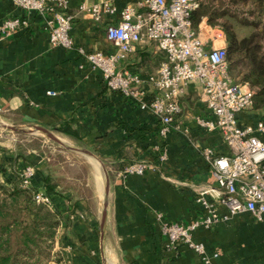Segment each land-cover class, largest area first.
Masks as SVG:
<instances>
[{"label":"crops","instance_id":"obj_1","mask_svg":"<svg viewBox=\"0 0 264 264\" xmlns=\"http://www.w3.org/2000/svg\"><path fill=\"white\" fill-rule=\"evenodd\" d=\"M83 1L90 5L100 0H69L72 46L64 48L50 45L44 16L0 0V24L11 16L29 19L14 35L0 36V117L55 131L72 146L65 149L45 141L34 146L32 139L21 146H0V185L22 186L23 171L33 168L27 187L50 198L48 209L57 221L53 246L66 253L68 264H203L188 247L167 246L159 223L188 224L203 214L195 196L199 186L212 184L213 178L200 147L216 154H227L229 148L218 130L197 124V116H214L200 102L195 82L180 97L182 111L176 120L183 128L171 129L165 138L150 110L106 89L101 72L78 48L114 52L104 28L118 17L108 15L97 23L79 10ZM109 1L120 9L138 0ZM164 58L154 41L142 40L118 68L146 78L157 73ZM260 115L264 112L251 109L238 113L237 119L245 126ZM259 138L264 142V134ZM76 144L97 159L84 156ZM163 151L166 156L160 160ZM139 160L154 163L156 169L126 174V167ZM213 203L220 215L227 214L224 205ZM194 239L209 254L217 253L213 264H264V218L257 221L249 212L199 228Z\"/></svg>","mask_w":264,"mask_h":264},{"label":"built area","instance_id":"obj_2","mask_svg":"<svg viewBox=\"0 0 264 264\" xmlns=\"http://www.w3.org/2000/svg\"><path fill=\"white\" fill-rule=\"evenodd\" d=\"M10 1L25 11L45 17L52 47L72 46L70 30L74 15L68 12L69 0ZM201 3L202 0H138L117 9L109 0L90 5L83 1L79 10L88 13L97 23L108 15L118 17L107 21L104 28L105 37L115 46V51L104 54L79 47L78 52L93 69L101 72L107 90L119 92L137 102L141 109L150 110L160 122L159 133L164 138L171 129L183 128L176 120L182 111L180 97L190 83L199 85V100L214 119L197 116L196 122L209 131L218 130L229 153L216 154L210 147H200L213 178L212 184L200 185L195 196L203 214L188 224L160 219L159 231L170 248L184 245L198 254L203 264H213L212 258L217 253L209 254L205 245L194 239L197 229L212 228L243 212H249L257 221L264 218V142L259 138L264 134V115L253 124H239L237 114L253 109L255 90L247 82L233 79L227 48L216 44L224 40L218 34L221 32L212 33L218 26L204 25L206 31L202 30L204 18L193 25L192 13ZM28 25L26 16L5 18L0 24V36H12ZM142 40L154 41L165 56L157 73L146 78L118 68V63ZM148 95L150 99L146 101ZM165 154L163 151L159 155L160 160ZM155 169L154 163L139 160L129 164L125 173L143 174ZM32 173L33 168L26 167L21 175L22 186H28ZM33 198L37 204L51 206L46 194L36 192ZM215 200L227 208V214L218 213Z\"/></svg>","mask_w":264,"mask_h":264},{"label":"trees","instance_id":"obj_3","mask_svg":"<svg viewBox=\"0 0 264 264\" xmlns=\"http://www.w3.org/2000/svg\"><path fill=\"white\" fill-rule=\"evenodd\" d=\"M257 4L264 10V0H257ZM201 15V7L193 11L191 16L193 25L198 24ZM249 26L256 29L258 25ZM227 35V61L235 62L234 53L238 48L245 50L247 68L241 79L255 88L253 109L263 107L264 79L260 69L262 67L253 59L254 50L248 48L249 38L238 39L232 30H228ZM250 50L252 56H248ZM148 98L150 99V96L145 97L146 101H149ZM29 188L21 186L7 188L0 185V264H41L35 252L41 248H51L53 245L55 236L53 227L57 224L55 216L46 205L35 202L33 195L37 191ZM2 190L7 194H2Z\"/></svg>","mask_w":264,"mask_h":264},{"label":"rangeland","instance_id":"obj_4","mask_svg":"<svg viewBox=\"0 0 264 264\" xmlns=\"http://www.w3.org/2000/svg\"><path fill=\"white\" fill-rule=\"evenodd\" d=\"M200 7L202 9V15L199 21L204 18L202 30L206 31L204 25H210L211 27L218 26V29H213L212 33H215L218 30L221 32L218 34L221 35L224 40L217 41L216 44L218 46L224 45L228 49V30H232L238 39H242L244 37L249 38L248 48L254 50L253 59L256 61V63H258V65L262 67L260 69L262 70L264 79V10H261V6L258 7L257 0H202ZM199 21L197 23H199ZM254 24L258 25L256 29H253L249 26ZM205 35H207V33H205ZM244 52L245 50L238 48V51L234 53L235 62L233 63L235 64L228 61L229 70L233 76V79L236 82L242 83L247 82L246 80L242 81L241 79L243 72L247 68V59L245 60ZM251 52L252 51L250 50L248 56H252ZM253 89L255 90V88ZM254 109H259L260 112H264V106ZM2 122L14 124L12 121L3 118V116L0 117V146L2 148H8L9 143L12 146H21L22 143H27L28 141L26 140L30 139L33 140L32 143L34 146L40 145L42 141L54 146L60 145L59 143L52 141L43 135L25 134L22 132H15L5 129L2 126ZM52 133L54 136L62 140L65 139L64 136L58 134L57 132L55 133V131ZM60 146L63 147V145ZM83 155L86 156L85 154ZM21 187L26 188L24 186ZM2 194L7 193L2 190ZM35 255L39 258L41 264H68V257L66 256V253H61V251L54 248L53 245L51 248H41L35 252Z\"/></svg>","mask_w":264,"mask_h":264},{"label":"water","instance_id":"obj_5","mask_svg":"<svg viewBox=\"0 0 264 264\" xmlns=\"http://www.w3.org/2000/svg\"><path fill=\"white\" fill-rule=\"evenodd\" d=\"M2 126L5 129L8 130H12L15 132H22L25 134H34V135H43L46 136L48 139L55 141L57 143H59L60 145H63L65 147H70L71 143L66 140V139H60L56 136H54V134L49 131L48 129L41 127V126H35V125H21V124H8V123H4L2 122ZM67 143V144H66ZM77 145V144H76ZM78 147L75 149L83 154H85L88 157H91L93 159H97L94 154L92 152H90L88 149L84 148L83 146L77 145ZM72 148V146H71ZM105 176H106V186H105V193H107V189H108V175L107 172H105ZM103 217H104V211L102 212V221H103ZM103 225V224H102Z\"/></svg>","mask_w":264,"mask_h":264}]
</instances>
